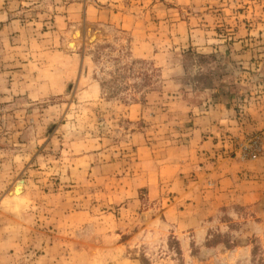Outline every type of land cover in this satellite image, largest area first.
<instances>
[{
  "label": "rangeland",
  "instance_id": "1",
  "mask_svg": "<svg viewBox=\"0 0 264 264\" xmlns=\"http://www.w3.org/2000/svg\"><path fill=\"white\" fill-rule=\"evenodd\" d=\"M1 1L0 264H264V0Z\"/></svg>",
  "mask_w": 264,
  "mask_h": 264
},
{
  "label": "crops",
  "instance_id": "2",
  "mask_svg": "<svg viewBox=\"0 0 264 264\" xmlns=\"http://www.w3.org/2000/svg\"><path fill=\"white\" fill-rule=\"evenodd\" d=\"M3 3L4 2H2L1 0H0V27H3V25H5V23H7L8 22V20H9V17H10V9H9V11H8V7H7V4L6 3H4V7H2L3 6ZM62 54V53H61ZM60 53H59V55H61Z\"/></svg>",
  "mask_w": 264,
  "mask_h": 264
},
{
  "label": "bare ground",
  "instance_id": "3",
  "mask_svg": "<svg viewBox=\"0 0 264 264\" xmlns=\"http://www.w3.org/2000/svg\"><path fill=\"white\" fill-rule=\"evenodd\" d=\"M78 36H79V32H76V34H74V37L78 38ZM91 37H92V35H91ZM68 48L71 49V50H74L76 48V43L75 42H70L69 45H68ZM20 193H21V184H18L16 186V189H15V194L16 195H20Z\"/></svg>",
  "mask_w": 264,
  "mask_h": 264
}]
</instances>
